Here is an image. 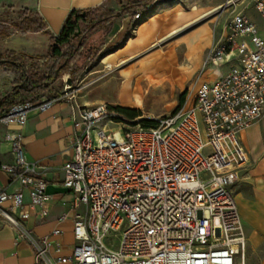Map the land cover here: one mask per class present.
Wrapping results in <instances>:
<instances>
[{
  "label": "built area",
  "instance_id": "1",
  "mask_svg": "<svg viewBox=\"0 0 264 264\" xmlns=\"http://www.w3.org/2000/svg\"><path fill=\"white\" fill-rule=\"evenodd\" d=\"M227 4L234 6L242 3ZM264 20V0H251ZM150 6L147 12L150 10ZM143 12L136 11L137 21ZM227 35L210 49L204 65L234 58L225 75L195 84L174 116L151 119L148 126L122 129L108 107L75 103L70 156L61 167L62 185L85 211L72 219L69 254L52 238L25 228L32 212L46 215L48 180L42 167L26 159L23 135L7 134L13 161L0 164L13 192L0 190V231L27 243L34 264H243L246 237L234 185L248 164L241 134L264 116V38L242 11L231 12ZM65 81L59 95L12 107L0 123L23 127L31 110L73 102ZM207 149V155L204 150ZM67 221L62 214L58 225Z\"/></svg>",
  "mask_w": 264,
  "mask_h": 264
},
{
  "label": "crops",
  "instance_id": "2",
  "mask_svg": "<svg viewBox=\"0 0 264 264\" xmlns=\"http://www.w3.org/2000/svg\"><path fill=\"white\" fill-rule=\"evenodd\" d=\"M226 1L219 0L218 3L220 6H224ZM128 2L130 0H0V12L8 9L22 12L26 16H34L37 21H41L42 28L38 32L32 31L15 37L6 32H0V39H2L0 40V56H10V58L22 62L26 67L39 68L41 63L51 62L46 56L50 37L59 35L70 12H80L98 7L119 11ZM217 9L215 8L211 12L213 13ZM233 10L244 12L256 24L259 35L264 38V20L254 11L251 0H244ZM144 14L146 13H143V16H145ZM132 20L131 15L116 19L101 49L105 50L108 44L129 37L128 29L136 22ZM0 25H2L1 22ZM226 27L222 32H219L217 45L224 42L227 35ZM181 30H173L166 38L174 37ZM131 32L135 34L130 36V40L134 44L137 39L144 44L146 37L152 36L151 31L142 28V26L131 30ZM142 39L144 40L142 41ZM207 40L210 41L206 29L193 34L189 42L190 48L187 49L188 52L185 56L187 62L194 59L197 48ZM121 49H125V46ZM128 49H143V45H133ZM133 59L122 61L120 65ZM235 60L233 58L231 62L222 65L208 64L212 65L207 70L209 76L204 80H198L197 83H210L215 81L219 75H225L229 68L235 64ZM177 62L176 54L156 52L151 59L139 65L142 71L137 83L148 82L160 86L163 82L171 81L176 74L175 65ZM153 66L157 67L156 72L149 71ZM182 67L184 66H180V68ZM122 77L127 79L124 89L125 94L129 95L133 91V81L130 80L128 74L122 73ZM13 81L14 75L7 68L0 66V96L11 89ZM137 89L140 88L134 90ZM136 93H132V98L130 97L134 103V94ZM75 103L80 107H88L85 104H80L75 98L74 103L57 102L43 112L31 110L23 127L0 123V164H10L13 161L11 147L5 140V136L21 133L26 159L39 164L42 167L41 175H44L49 182L43 205L46 215L42 217L39 211L32 212L31 218L25 223V228L37 238L45 237L56 229H60L62 234L54 236L52 240L55 245L62 247L63 254H69L75 244L72 235L73 217L85 211L82 205L76 206V197L62 185L61 167L70 156L69 148L74 136ZM87 104L92 105L93 103ZM96 105L99 104L92 107ZM241 143L247 153L248 164L239 171L233 189L247 242L252 248L262 247L260 264H264V116L241 134ZM17 188L16 185L9 184L7 175L0 171V190L5 189L8 192H13ZM62 214H67V221L59 226L57 220ZM0 264H34L31 247L25 242L15 244L14 233L9 229L0 231Z\"/></svg>",
  "mask_w": 264,
  "mask_h": 264
},
{
  "label": "rangeland",
  "instance_id": "3",
  "mask_svg": "<svg viewBox=\"0 0 264 264\" xmlns=\"http://www.w3.org/2000/svg\"><path fill=\"white\" fill-rule=\"evenodd\" d=\"M226 1L225 5H219V0H173L151 7L145 16L134 22L128 29L129 37L120 41L108 44L106 49H95L97 57L87 59L81 65L75 76L68 72L61 75L49 95H59L64 89L65 81L75 90V98L80 104L92 107L95 104H104L108 107L113 124H108L112 130H117V124L122 129H128L135 125H147L153 118H162L176 115L186 102L188 94H192L198 80H204L209 75L207 70L212 65H204V55L210 48L218 43V34L230 21V15L235 6ZM231 1V0H230ZM241 2V0L233 3ZM239 5V4H238ZM215 8L217 11L211 12ZM204 15V16H203ZM36 20L34 16L23 15L22 12H15L4 9L0 12V32L8 33L10 36H22L32 32L33 25L29 27L28 21ZM131 21V23H133ZM194 22V23H193ZM142 26L150 30L152 36L146 37V43L136 44L130 40L131 35H135L131 30H136ZM29 28V30H25ZM182 29L174 37L166 38L173 30ZM206 29L210 41H205L197 48V53L192 61H186L187 49L190 48V38L196 32ZM111 30V29H110ZM109 30V32H110ZM108 32V33H109ZM108 33L100 39L98 36L102 31H95L89 34V40L94 44L103 41V45ZM2 40V39H0ZM144 39H142L143 41ZM213 40V41H212ZM133 45H143V49H128ZM125 46V49H121ZM160 51L162 54L173 53L178 57L175 65L176 74L171 81L157 85L148 82L137 84V79L141 74L139 65L151 59ZM107 57L108 55H111ZM129 58H134L125 64L120 63ZM51 66V62L41 63V71L46 72ZM110 66L111 69H108ZM180 66H184L180 68ZM113 69V71H112ZM126 73L133 81V91L125 94L124 85L127 79L122 77ZM139 90H134L136 88ZM139 93L142 96V104L138 105L130 99L132 93ZM184 95L182 105L179 104L181 96ZM132 98V97H131ZM93 103L88 105L87 103ZM118 109L135 111L138 116L135 119H128L121 114ZM116 124V125H115ZM207 149L204 154L207 155ZM246 237L245 231L243 230ZM247 238V237H246ZM262 247L252 248L246 239L244 249L243 264H260Z\"/></svg>",
  "mask_w": 264,
  "mask_h": 264
},
{
  "label": "trees",
  "instance_id": "4",
  "mask_svg": "<svg viewBox=\"0 0 264 264\" xmlns=\"http://www.w3.org/2000/svg\"><path fill=\"white\" fill-rule=\"evenodd\" d=\"M162 1L130 0L119 11L98 7L80 12H70L59 35L50 37L46 56L51 61V66L46 72L35 66L26 67L22 62L10 58V56H0V66L7 68L14 75L11 89L0 96V116L14 106L34 103L44 95H48L49 98L56 96L57 94L49 96L47 92L52 89L62 74L68 72L71 76H75L87 59L98 56L94 50L100 49L103 46V41L99 40V44H94L93 40H89V34L97 30L102 31V34L98 36L101 39L104 33L106 35L109 32L116 19L133 16L136 11L146 13L150 6L155 7ZM28 25L29 27L33 25L31 30L33 32L42 30L41 21L30 20ZM25 30H29V28ZM183 100L184 95L180 98V105ZM118 111L128 119H135L138 116L135 111L127 109H118ZM151 123L149 121L147 125L143 126H148Z\"/></svg>",
  "mask_w": 264,
  "mask_h": 264
},
{
  "label": "bare ground",
  "instance_id": "5",
  "mask_svg": "<svg viewBox=\"0 0 264 264\" xmlns=\"http://www.w3.org/2000/svg\"><path fill=\"white\" fill-rule=\"evenodd\" d=\"M108 69H110V68H108ZM156 69H157V67H152V68H150V72H156ZM112 71H113V69H112ZM165 72V71H164ZM126 74V73H125ZM145 77V76H144ZM143 78V77H142ZM131 80V79H130ZM137 80H139V79H137ZM138 84V83H137ZM129 85V84H128ZM130 87V86H129ZM134 100H135V103L136 104H138V105H141L142 103V97H141V95H140V93H136V94H134Z\"/></svg>",
  "mask_w": 264,
  "mask_h": 264
},
{
  "label": "water",
  "instance_id": "6",
  "mask_svg": "<svg viewBox=\"0 0 264 264\" xmlns=\"http://www.w3.org/2000/svg\"><path fill=\"white\" fill-rule=\"evenodd\" d=\"M169 1H173V0H169ZM166 2H167L166 0H163V1H162V3H166ZM162 3H161V4H162Z\"/></svg>",
  "mask_w": 264,
  "mask_h": 264
}]
</instances>
